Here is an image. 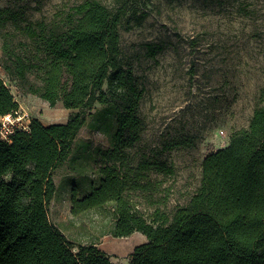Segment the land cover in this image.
I'll return each instance as SVG.
<instances>
[{"label": "trees", "instance_id": "1", "mask_svg": "<svg viewBox=\"0 0 264 264\" xmlns=\"http://www.w3.org/2000/svg\"><path fill=\"white\" fill-rule=\"evenodd\" d=\"M131 4L82 0L50 21L7 16L13 30L3 33L5 72L25 92L77 111L66 122L33 119L27 128L0 135V264H115L96 243L74 251L49 215L54 172L94 115L111 116L116 126L111 145L95 152L98 183L81 197L73 193L71 212L110 207L109 233H143L148 241L134 248L129 264H264V104L226 146L204 158L199 187L171 216L159 206L146 213L134 200L137 194L154 204L148 194L162 182L149 171L174 169L148 159L134 164L130 156L145 128L139 115L143 89L121 49L123 20L138 14ZM146 15L142 11L137 20ZM148 47L152 56L162 48ZM98 103L101 110L93 112ZM19 106L0 75V115L17 113Z\"/></svg>", "mask_w": 264, "mask_h": 264}, {"label": "rangeland", "instance_id": "2", "mask_svg": "<svg viewBox=\"0 0 264 264\" xmlns=\"http://www.w3.org/2000/svg\"><path fill=\"white\" fill-rule=\"evenodd\" d=\"M81 1L0 0V15L6 12L0 17V75L20 105L17 113L0 115L3 131L27 128L33 119L46 125L66 122L77 111L25 92L5 72L3 33L13 30L7 16L16 14L24 23L50 21ZM103 1L115 6V0ZM131 6L138 14L123 20L121 49L143 89L139 115L145 128L129 148L130 156L134 164L148 159L174 169L172 174L149 171L152 180L162 182L148 194L154 204L137 194L133 198L146 213L159 206L171 216L199 187L204 158L226 146L232 133L247 127L254 109L264 104V0H132ZM142 11L147 15L138 21ZM149 44L162 48L152 56ZM101 108L98 103L92 111ZM115 126L111 116L88 118L69 159L54 172L56 192L49 215L74 251L96 243L115 264H129L133 244L146 241L145 236L109 233L110 207L71 212L73 193L81 197L98 183L95 152L111 145Z\"/></svg>", "mask_w": 264, "mask_h": 264}, {"label": "crops", "instance_id": "3", "mask_svg": "<svg viewBox=\"0 0 264 264\" xmlns=\"http://www.w3.org/2000/svg\"><path fill=\"white\" fill-rule=\"evenodd\" d=\"M135 233H136V234H139V235H141V236H145L143 233L138 232V231L134 232V234H135ZM132 234H133V233H132ZM130 237H132V236H130ZM138 237H139V236H138ZM138 237H137V238H138ZM145 237H146V236H145ZM146 238H147V237H146ZM147 241H148V239H146V241H144V242H147ZM144 242H142V243H144ZM139 244H141V243H138V244L135 243V244H133L132 252L134 251V248H135L137 245H139ZM132 252H131V253H132Z\"/></svg>", "mask_w": 264, "mask_h": 264}, {"label": "built area", "instance_id": "4", "mask_svg": "<svg viewBox=\"0 0 264 264\" xmlns=\"http://www.w3.org/2000/svg\"><path fill=\"white\" fill-rule=\"evenodd\" d=\"M10 132H12V130H10V131H3L2 127H0V135L2 137H7V134L10 133Z\"/></svg>", "mask_w": 264, "mask_h": 264}, {"label": "bare ground", "instance_id": "5", "mask_svg": "<svg viewBox=\"0 0 264 264\" xmlns=\"http://www.w3.org/2000/svg\"><path fill=\"white\" fill-rule=\"evenodd\" d=\"M8 116V115H7ZM132 240V238L130 239V241ZM107 244H110L111 246L113 245V242H108Z\"/></svg>", "mask_w": 264, "mask_h": 264}]
</instances>
